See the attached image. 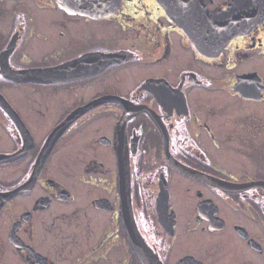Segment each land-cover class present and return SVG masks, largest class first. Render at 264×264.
<instances>
[{"label":"flooded vegetation","instance_id":"af4514ba","mask_svg":"<svg viewBox=\"0 0 264 264\" xmlns=\"http://www.w3.org/2000/svg\"><path fill=\"white\" fill-rule=\"evenodd\" d=\"M80 10L0 0V264H264V0Z\"/></svg>","mask_w":264,"mask_h":264},{"label":"water","instance_id":"95a60500","mask_svg":"<svg viewBox=\"0 0 264 264\" xmlns=\"http://www.w3.org/2000/svg\"><path fill=\"white\" fill-rule=\"evenodd\" d=\"M86 0H58L59 3L61 4H66L68 3L70 5V8L73 10V12H83L82 10H80L81 6H82V3L84 4ZM202 15H205L207 16L206 13H202ZM203 17L200 16L199 20H202ZM196 25L195 27L192 26V28H196L197 26V35L198 36H202V35H209L210 37V31H208V29H205L203 24L201 22H198V20L196 21ZM198 24V25H197ZM243 78V77H242ZM1 99V98H0ZM257 185L261 186L264 190V181H259L258 183H256ZM11 194V193H10ZM128 230V233H129V237L132 239V231L130 229H127ZM133 241L135 242V245L138 246V240H136V237L133 238ZM140 251L141 253L144 255V256H147L148 255V252L147 251H144L142 249V247L140 248ZM144 264H148L146 263L145 261H143Z\"/></svg>","mask_w":264,"mask_h":264},{"label":"rangeland","instance_id":"374dc122","mask_svg":"<svg viewBox=\"0 0 264 264\" xmlns=\"http://www.w3.org/2000/svg\"><path fill=\"white\" fill-rule=\"evenodd\" d=\"M245 163H247V165L249 163V166L251 167V169H254V167H256L255 165H257V161L251 162V161L247 160V161H245ZM261 164H262L261 166L264 169V160L261 162Z\"/></svg>","mask_w":264,"mask_h":264}]
</instances>
